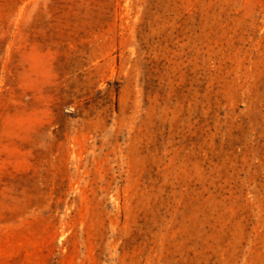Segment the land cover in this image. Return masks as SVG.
Here are the masks:
<instances>
[{"label":"rangeland","instance_id":"374dc122","mask_svg":"<svg viewBox=\"0 0 264 264\" xmlns=\"http://www.w3.org/2000/svg\"><path fill=\"white\" fill-rule=\"evenodd\" d=\"M0 264H264V0H0Z\"/></svg>","mask_w":264,"mask_h":264}]
</instances>
